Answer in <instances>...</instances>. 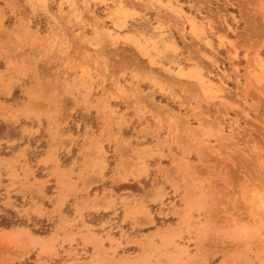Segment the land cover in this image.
I'll return each mask as SVG.
<instances>
[{
    "label": "rangeland",
    "instance_id": "1",
    "mask_svg": "<svg viewBox=\"0 0 264 264\" xmlns=\"http://www.w3.org/2000/svg\"><path fill=\"white\" fill-rule=\"evenodd\" d=\"M0 70L43 72L0 73V264H264V0H0ZM71 133L94 181L13 207L2 170Z\"/></svg>",
    "mask_w": 264,
    "mask_h": 264
},
{
    "label": "crops",
    "instance_id": "2",
    "mask_svg": "<svg viewBox=\"0 0 264 264\" xmlns=\"http://www.w3.org/2000/svg\"><path fill=\"white\" fill-rule=\"evenodd\" d=\"M28 71L29 72H27L24 76L21 75L22 72L20 70H0V73H7L8 76L13 79L14 82L10 84V89L12 91H14L15 88H17V86L19 85V83H22L25 79H29L30 81H32L29 86L23 89V92H25L27 89L29 90L30 88H33V87L36 88L40 86V84L38 83V80L39 78L41 79V75H42L41 73H43L42 70H28ZM44 74L46 73L44 72ZM44 83L45 82H42V86H46ZM3 96L11 97L12 95L10 96L3 95ZM24 104H26V100ZM65 105H69V103L67 102ZM80 105H82L81 102H80ZM10 106H13V105H11L10 103ZM13 107H15L14 109L23 108L22 105H14ZM80 136L81 135H77V133L72 134V137L74 139L78 138V141H74L71 144L70 151L66 150L65 158H67V161L65 163L62 162L60 165H57V164H47L46 165V164L41 163L43 160L47 158L50 152L49 153L46 152L40 155L39 158L37 159V162L33 163L32 165H27L26 163H23L22 161H20L18 164H14L15 162L14 160H17L19 155L22 152L27 151L26 145H23L24 143L26 144L25 140L22 141L21 139H19V142H16L15 146L18 145V143L19 144L21 143V145H19L17 149L12 150V155L4 157L5 159L10 160L11 162L12 161L14 162H12L11 169L9 171L2 170L3 171L2 172L3 181L1 183L2 186L6 189L7 187H15L13 191L11 192V197H10L13 207H16L20 210L27 209L30 211L31 216H37V214H35V211L37 209L36 208L37 204L33 200V196L38 194L36 191L37 189H40L42 185H44V188L51 187V185L58 186L59 178L55 173L60 174L61 171H66L69 175L72 176L71 181L73 183H76L77 190L73 194L74 197L79 196L82 193L81 192L82 188L86 186L88 182L94 181V178H88V176H85V175L83 176L82 180H79V175H82V171H83L82 164L87 160L89 156L88 152L85 151V146H88L90 144V143H86L85 146L83 145L82 148H79L77 150L79 143H81ZM0 159H2V157H0ZM11 170H16L18 172L19 177H20L19 180H12ZM116 176L117 174L113 173L110 177L112 178ZM96 181H97L96 183H92L90 185V189L88 191L92 192L95 186L102 184L100 180H96ZM124 184L125 183L112 184L111 187L109 188H112L110 190H113L115 194H118L120 192L121 193L127 192L129 190L128 188H124V189L122 188ZM24 187L26 189L25 191L23 190ZM110 190L108 189L107 191H110ZM52 192H53L52 199L54 201L51 202L52 205L50 207L46 208V210L50 211L49 213H51V211L53 212L57 208L59 204V199L61 196H63L62 192L58 188L53 189ZM15 193H16V196H14ZM18 195H22V196H18ZM24 195H26L27 197H25ZM72 197H70L69 199H71ZM82 198L83 197L76 199L77 200L76 202L78 201L80 202ZM25 199L28 201L27 203H23L26 201ZM3 200H4L3 203H6L8 201L7 196L3 197ZM16 200H19V201H16ZM15 202L20 207H17L15 205Z\"/></svg>",
    "mask_w": 264,
    "mask_h": 264
},
{
    "label": "bare ground",
    "instance_id": "3",
    "mask_svg": "<svg viewBox=\"0 0 264 264\" xmlns=\"http://www.w3.org/2000/svg\"><path fill=\"white\" fill-rule=\"evenodd\" d=\"M118 38V37H117ZM131 38V37H130ZM130 41H132L131 39L129 40V42ZM129 42H127V43H129ZM109 43V42H108ZM132 43V42H131ZM105 44V43H104ZM130 44V43H129ZM106 45V44H105ZM107 47H108V45H106ZM101 48H103L102 46H101ZM105 48V47H104ZM171 48H173V47H171ZM107 50V49H106ZM182 74L183 75H185V73H184V70H182ZM183 77V76H182ZM199 79V78H198ZM202 84H204V83H202ZM204 86V85H203ZM206 88V87H205ZM37 244V243H36ZM5 250V249H4ZM6 251V250H5ZM21 253V252H20ZM11 259V258H10ZM9 261V260H8Z\"/></svg>",
    "mask_w": 264,
    "mask_h": 264
}]
</instances>
